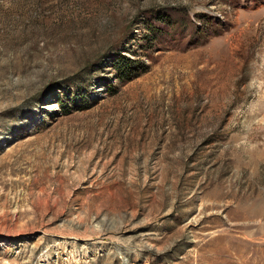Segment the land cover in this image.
I'll return each mask as SVG.
<instances>
[{
  "label": "rangeland",
  "instance_id": "rangeland-1",
  "mask_svg": "<svg viewBox=\"0 0 264 264\" xmlns=\"http://www.w3.org/2000/svg\"><path fill=\"white\" fill-rule=\"evenodd\" d=\"M0 264H264V0H0Z\"/></svg>",
  "mask_w": 264,
  "mask_h": 264
},
{
  "label": "trees",
  "instance_id": "trees-1",
  "mask_svg": "<svg viewBox=\"0 0 264 264\" xmlns=\"http://www.w3.org/2000/svg\"><path fill=\"white\" fill-rule=\"evenodd\" d=\"M130 63L131 62L124 60L121 63L117 64L116 69L121 80H128L130 77H133L134 67Z\"/></svg>",
  "mask_w": 264,
  "mask_h": 264
}]
</instances>
